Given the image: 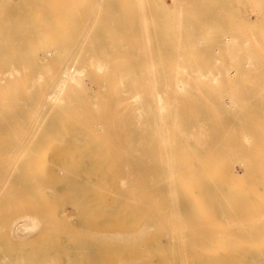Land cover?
<instances>
[{
    "label": "bare ground",
    "instance_id": "6f19581e",
    "mask_svg": "<svg viewBox=\"0 0 264 264\" xmlns=\"http://www.w3.org/2000/svg\"><path fill=\"white\" fill-rule=\"evenodd\" d=\"M143 1L130 0L126 9L119 3L120 1L115 0H87L90 3H83L87 6L83 5L85 14L83 11L80 12L81 16L83 15V19L80 20L82 26L69 28L67 40L65 39L69 48H73L74 51L80 48L81 51L75 54L73 58L75 60L66 58V61L62 62L59 73L57 72V76L49 83V90L38 98L41 105L43 103L55 105L56 120L65 119L86 125L85 123L96 122L94 120L97 118L99 121L135 125L134 129H125L126 133H133L134 136L132 138L124 136V148L129 153L124 166L128 172L126 181L133 178L132 182L136 180L135 183L138 185L131 186L129 182L128 186L127 183L121 185L119 182L120 186L113 185L112 192L110 195L107 194L109 200L106 204L112 220L106 224L104 220L88 214L86 224L78 233L113 237L134 236L144 240L124 242L123 245L122 242H112L108 248L127 244L133 246L135 253L128 251L125 259L110 260L108 252H101L100 248L103 245L93 243L91 247L81 249L83 252L79 255L70 249L66 261L68 264H264V172L259 171L264 167L259 161L264 155L259 150V154L254 155L253 159L256 160L254 163L243 162V174L235 173L233 164L234 167L228 166L231 168L229 172H216L217 177L211 179L205 172L208 166L198 164L201 156L203 158L205 156L202 155L203 148L192 147L187 141L188 138L195 136L193 122L210 124V128L215 130L211 138L224 137L222 134L224 125L237 122L232 115L227 114L226 104H239V111L244 113L248 108L245 109L246 105L240 104L242 101L239 102L234 95L240 93L235 90L240 89L241 85L244 87L245 83L233 86L231 82L233 87L230 84V88L227 83L221 82L223 78L219 76L220 70L214 67L204 70L205 61L216 50L218 44L207 47L203 39L189 38V31L181 20L186 3H178L175 12L170 13L167 12L168 5L164 4L166 1L160 2L162 5H157L159 6L158 9L155 8L157 10L153 5H149L147 9L148 6L143 5ZM190 2L189 6L194 2L192 8L197 10L200 3H197V0ZM174 3L171 2L172 5ZM118 4L123 6L122 9ZM124 9L126 12L127 9L130 10L129 16L126 15L128 20L125 18ZM216 12L214 11L215 14ZM166 14H170L169 19H164ZM213 22L215 24V21ZM115 23L118 27L125 25L126 29L123 26L117 28ZM144 25L147 28H144ZM141 27L145 36L141 37L139 34L142 33H139L135 38L139 40L133 43L134 36H130L133 34L128 32L134 29L132 32L136 34L137 29L142 30ZM78 29L84 36L81 34L78 36L77 33L75 40L74 31L78 32ZM147 29L154 31V35ZM159 30L164 31L161 38L158 34H162V31ZM126 31L128 35H125ZM234 33L236 36H232ZM230 34V40L239 36L236 32ZM127 36L133 40L130 41ZM124 38L129 39L127 47ZM216 38L220 39L218 36ZM223 39L225 40V37ZM159 42H168L166 45L160 44L161 47L170 48L161 49ZM101 45L109 46L114 60H117L116 63L112 62V56L106 53ZM161 50L167 51L168 54L165 52L161 57L159 55ZM110 60L116 64H113L115 67L111 64L108 67ZM112 67L115 71H112ZM202 79L208 82L202 83ZM6 86L18 87L14 84ZM248 89L253 88L248 87L246 90ZM245 93L248 94L247 91ZM243 119L241 123L238 120L239 124L236 123V127L232 129L237 137H244L246 134L245 128L242 127L247 124ZM225 120L228 123L222 127ZM237 124L239 127L242 126L243 130H240ZM248 124L252 126L254 122L252 125ZM256 125V128L262 127V121ZM241 131L245 132L240 134ZM64 132H67V136L62 138L59 148L54 151L53 157H50L63 160L47 162L52 164L48 172L42 170L46 161L40 165H34L33 161L34 169L31 173L28 172L30 158L17 159L13 164L15 168H11L13 171L8 172L9 164L16 158L13 154L20 149L22 141L1 148V154L4 156L0 157V167L3 169L0 174V185L9 184V187L5 195H0V264H53L54 261L47 257L46 250L57 251L61 248L58 243L63 233L59 235V232L40 224L35 228L32 226L34 229L31 233L29 227L26 230L27 226L24 223L31 217L30 225L32 221L47 218L51 220L55 214L52 206L63 193L78 212L84 211L83 213L87 214L93 205L91 196L94 171L96 167L102 166L100 161L81 160L92 157V153L78 156L79 151L88 154L93 150L88 144L91 141L85 142L84 137L76 133L78 137H74L75 134L68 135L80 132V129ZM225 134L227 136V132ZM95 143L97 141H94ZM66 158L70 160H64ZM196 158V164L191 162ZM2 159H9V162L4 165ZM113 165L115 168V164ZM198 167L204 169L199 170ZM100 169L97 177L101 176ZM51 170H58L64 178L59 177L52 184L51 177L48 176ZM13 175L14 178L11 177ZM240 177L244 180L242 189L237 187ZM143 178L149 180V185L146 184L142 196L144 203L139 209L131 211L129 210L131 206L127 205L125 200L132 201L140 189L143 190ZM100 191L101 189L99 193ZM251 191L257 200L256 203L244 200L243 192ZM12 198L14 204L10 205L8 201L5 203L7 199ZM151 198L165 201L152 202L149 201ZM205 200L206 202L199 203ZM10 215L18 216L19 224H13L14 220H8ZM183 215L185 217H181ZM64 219L62 217V220ZM90 223L92 226L88 225ZM67 227L65 226V229L69 228L70 232V227ZM73 227L72 232H75L79 225L78 228L75 227L76 229ZM218 233H223L225 243L221 242L223 239L218 240ZM27 235H33L34 241ZM56 262L58 259H55Z\"/></svg>",
    "mask_w": 264,
    "mask_h": 264
},
{
    "label": "rangeland",
    "instance_id": "374dc122",
    "mask_svg": "<svg viewBox=\"0 0 264 264\" xmlns=\"http://www.w3.org/2000/svg\"><path fill=\"white\" fill-rule=\"evenodd\" d=\"M115 1H120L119 3L125 6L126 9L130 0ZM163 1L166 2L164 3ZM190 1L191 0H187L186 2L184 0H179V2L175 0H160L157 4V0H144L143 5L146 6L147 4V9L149 8V5H153L154 9H158L159 6L157 5H160L163 2L165 5H168L167 12L170 11V13H172V11L175 12V8L178 3H186L184 4L185 6L183 5L184 12L181 16V20L182 22H184V27L189 31V38L203 39L204 42H206L207 47L212 44H218L215 47L216 50H214V52L209 55L208 60L205 61L204 70L213 67L220 70L219 76L223 78L221 82L227 83L229 87L231 82L233 86L245 83V88L241 85L240 89L235 90L240 92L238 93L239 95L237 93L234 95H236L239 102L242 101L240 104L246 105L245 109L246 107H248L246 113H244L243 111L240 112L239 104L237 105L235 103L226 104L227 107L225 108L227 109V114L232 115V117L237 120V122L234 121L232 123L239 124L238 120L241 123L242 119L244 118L243 122L245 121L247 124L244 126L243 123V127L241 126L243 129L245 128L244 130L246 131L244 137H237L236 135H234V131L232 129L236 127L235 124L229 123L231 126L226 125L225 123L228 122H226L227 120H225L222 124V127L225 124L223 127L224 130L222 129V134H224V137L217 138L214 136L213 138H211V135H214L215 130H212L210 128V124L206 125L203 122H193V131L195 133V136L194 138L191 137L187 140L189 141L190 146H198L203 148L204 153L202 155L205 156L204 158L203 156H201V158L198 160V164H204L208 166L207 168H205L207 177L214 179L217 177L216 172H229L231 168H228V166L230 165H232L233 167L235 165L236 169H233L235 170V173L239 174V172H241V174H243V162L244 164L245 162L254 163V161H256L253 159L254 155L257 156L259 154L258 152L260 151L261 154L264 155V0H197V3H200L198 9L196 8L197 10L192 8L194 2H192L193 4H190L191 6H189V3H191ZM167 2L169 4H167ZM171 2L172 4L175 2L174 5H172ZM83 3L88 4L90 2H87V0H0V157L4 156V154H1V148L8 146L9 144H14V142L16 141H22L21 145H19L20 149L17 150V153L13 154V156H15L16 158L11 161L7 171L9 172L13 168H15L13 164L17 159L30 158L28 172L31 173L34 169L32 165L33 161L34 165H40L44 161H46V165L42 170L48 172V170L51 169L50 166L52 164H47V162L63 160L50 157H53L55 153L54 151L59 148L62 138H64V136H67V132L64 131H69L72 129H80V132H73L69 133L68 135L74 136V134L76 133L78 136L84 137L83 139H85V142L91 141V143L88 144L91 147L90 149L93 150H90L88 154H83L79 151L78 156L90 155V153H92L93 156L89 158H82L81 160H95L98 162L100 161V164L102 166L96 167L98 169L95 168L96 171H94V187L92 188L91 196L93 198L91 199V203L93 205L88 209L87 214L83 213L84 211H76L72 204L69 203V200L66 199L67 195L63 193L52 206L55 214L51 220L47 218L41 221H32L30 225L29 222L32 219L31 217V219L29 218V221L24 223L27 226L25 227L26 230L29 227L31 233L33 232L35 226L39 224L42 226L44 225L46 228H49L52 231L59 232V235L63 233L60 236V241L58 243L61 248H59L57 251L46 250V252L48 253L47 257L51 261H54L53 264H65V262L66 264H68L66 258L68 254L67 252L70 251V249L73 252L78 253L79 255L80 252H83V250L81 249H83L84 247H91L93 243L103 245L105 248L101 246V252H108L110 260H114L117 258L125 259L128 251H134L133 246H131V244H127L124 246H112L111 248H108L112 244V242H122L123 245L124 242H141L142 240H144L143 238L134 236L113 237L109 235H86L78 233L79 229L84 227V225L86 224L85 220L88 214L92 215L94 218L104 220L106 224H108L112 220L113 217H111V215L108 213L109 208H106V204L109 200L108 195H110V192H112L111 189L113 185L120 186L119 183H121V185H125L127 182H129L131 186H135L137 184L135 183L136 180L132 182L133 178H129L130 181H126L128 172L127 170H125L126 167L124 166V164L126 163V156L129 153L126 152L124 148L125 144L123 141V139L127 136L128 138H132L134 136L133 133H126L125 129H134L135 125L123 122V124L126 125L124 126L123 124H120L122 122L99 121L97 118L94 120L96 122L85 123L86 125H82V123L76 121H66L65 119L56 120L54 118L57 114L55 105L51 103H43L41 105L38 101V98L43 93L49 90V83L51 79L53 77H56L59 73L62 62L66 61V58H68V60H75L73 59L75 57V54H78L80 53L79 51H81L80 48L75 49V51L73 50V48H69L66 45V37L69 28L73 26H82V22H80V20L83 19V15L81 16L80 12L85 11L83 5L87 6V4ZM187 3L188 6H186ZM120 4H118L119 8L122 9L123 6ZM91 5H93V3H91ZM125 9L124 12L126 13V18V15L129 14L130 10L127 9L126 12ZM217 10L218 12H216ZM214 11L216 12V14L214 13ZM199 12H202V14H200ZM85 13L86 12H84V14ZM169 18L170 14H166V16L164 17V19ZM126 20H128V18H126ZM213 21H215V24ZM186 24L189 27H187ZM117 25L118 24L115 23V26ZM122 26L126 29L125 25H119V27ZM119 27L117 26V28ZM143 27L145 28L146 25H144ZM149 27L150 26H148V28ZM226 27L228 28L225 29ZM151 28L152 30L154 29V27ZM127 30H129L128 26ZM132 30H130L129 32L126 31L125 35H128V33L133 34L129 35L134 36V40L127 36L128 38H130V41L133 40V43L139 40H135L136 35H138L139 33L143 34H139L141 37L145 36L143 28V32L142 30L137 29L138 31L136 34L134 31L132 32ZM152 30L150 29L148 30V32H152ZM159 31L157 32V34L159 33ZM74 32L76 33V35L74 34L76 37L75 40H77V33L79 34L78 36H80V34L82 35V37L84 36V33H80L79 29L78 32L76 30ZM163 32L164 31H162V34H158L160 38L161 36H163ZM233 32L238 33L237 36H239L238 38L234 37L232 38V40H230V33L233 34ZM90 33H92V31L89 32V34ZM224 35H226L228 38ZM234 35L235 33L232 36ZM217 36L220 37V39L216 38ZM223 37H225L226 42L224 39L222 40ZM128 38H124V42L126 41L125 43H127L125 44V47H127L126 45H128ZM221 40L222 43H220ZM160 43L162 45L169 44L168 42H159L158 44L160 45L161 49L164 46L161 47ZM102 47L104 51L106 53H109L110 56H112L111 58H113V55L109 51V46L106 45ZM166 47L170 48L168 46ZM166 47H164V49H166ZM165 52L167 55V51ZM165 52H162L161 50L159 55L164 56ZM168 52H170V50H168ZM157 57L159 58V56ZM111 60H113L112 62H115L116 59L114 60L113 58ZM111 60L109 61L108 67L111 65L114 66L113 64L116 63H112ZM113 69L112 71H115V68ZM201 82L204 83L208 81L202 79ZM12 84L18 85V87L9 88L8 86H6ZM250 84H252L253 87ZM247 86L253 89H248V91L246 90L248 88ZM244 90H246L248 94L245 93L246 91ZM62 114L63 113L61 112L60 115ZM258 120H261L263 125L262 127L256 128L255 125L257 124V122H259ZM247 122L251 125L254 122V125L250 126ZM246 126H248L247 129ZM227 127H230L231 133L229 132L230 129H228ZM237 127H239V125ZM241 127H239L240 130L242 129ZM116 128H118V130ZM245 131H241L242 133L240 134H243V132ZM226 132L227 136H225ZM121 133H124V135ZM76 134L74 137H78ZM93 136L94 141H97V143L95 144L93 141ZM99 144L102 150L100 146H98ZM214 148H216L217 150H215ZM34 156L35 158H32ZM2 160V163L4 165L9 162V159ZM64 160L70 159L66 158ZM259 161L264 164V157ZM191 162L196 164L197 158ZM113 164H115V168ZM111 167L113 168L111 169ZM99 169L101 170V176L97 177ZM198 169L203 170L204 168L198 167ZM259 171L264 172V167L260 168ZM2 172L3 169L0 167V174ZM13 174H15V172H13ZM45 176H47L46 173ZM48 176L51 177L49 178L52 184H54L55 179L59 177L64 178V176H61L59 174L58 170H51ZM130 176L131 175L129 174V177ZM11 177L14 178V175ZM108 177L110 178L108 179ZM115 178L116 182H114ZM243 181L244 180L240 177L239 183L237 185L239 189H242V187L244 186ZM148 182V179L143 178V190L140 189V191L135 195V199H133L132 201H130L129 199L125 200V203L131 206L129 210L134 211L135 209H139V207L142 206V204L144 203V201L142 200V196H144V189L146 187V184L149 185ZM100 183L101 188H99ZM128 185L129 184L127 183V186ZM8 187L9 184L0 185V191L2 190L0 193L1 196L5 195ZM99 189H101L100 193ZM243 193L245 195L244 200L248 201L249 203L257 202V200L254 199V195H252V191ZM7 201L10 205L14 204L13 198L9 200L7 199L5 203H7ZM149 201L159 203L165 200L151 198L149 199ZM65 202H68L69 204L67 205V203ZM201 202H206V200L199 201V203ZM261 202L263 201H258V203ZM49 203H51L50 200ZM80 214L83 218L80 216ZM17 217L18 216L10 215L8 220H14L15 222H13V224H19V220L17 219ZM62 217L66 219L65 222V219L62 220ZM181 217L185 216L183 215ZM202 218L206 217L202 216ZM83 219L84 221H82ZM132 219H134V217ZM62 223H70V225H65L70 227V232H72V227L73 225L75 226V224L77 225L75 227L78 228L79 225V228L71 234L70 232H68L69 228L67 227L68 230H66L64 224L62 225ZM88 225L92 226L91 223ZM222 234L218 233V240L220 241L221 239H223L221 240V242L225 243L226 239ZM64 235H66V237H64ZM27 236L34 241L33 235ZM140 251L141 247H139L138 252ZM55 259H58V262L55 263Z\"/></svg>",
    "mask_w": 264,
    "mask_h": 264
}]
</instances>
